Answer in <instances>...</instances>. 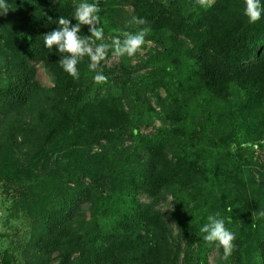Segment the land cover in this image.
Wrapping results in <instances>:
<instances>
[{
    "label": "trees",
    "instance_id": "obj_1",
    "mask_svg": "<svg viewBox=\"0 0 264 264\" xmlns=\"http://www.w3.org/2000/svg\"><path fill=\"white\" fill-rule=\"evenodd\" d=\"M6 2L0 187L32 199L15 203L26 227L1 264H264V14L250 23L244 0H99L103 42L151 31L134 57L110 64V50L98 84L87 56L76 80L43 42L82 0ZM132 16L147 23L126 27ZM217 213L236 235L227 259L200 231Z\"/></svg>",
    "mask_w": 264,
    "mask_h": 264
},
{
    "label": "clouds",
    "instance_id": "obj_2",
    "mask_svg": "<svg viewBox=\"0 0 264 264\" xmlns=\"http://www.w3.org/2000/svg\"><path fill=\"white\" fill-rule=\"evenodd\" d=\"M196 3L203 8H209L212 6L213 0H196ZM244 3V15L248 17L249 22H258L264 14V5L261 4V0H244ZM9 7L6 0H0V15H6L9 12ZM100 12L99 0L92 3L82 0L75 5L73 18L77 21L76 24L72 23V19L60 16L56 21L59 27L43 36L44 45L48 49H52L54 46L58 49L61 54L59 64L73 79L80 78L78 65L87 56L90 60L89 71L96 73L95 82L105 83L107 77L103 74L101 62L107 59L110 50L114 57H134L142 51L143 46L147 43L146 37L151 31L147 27L139 28L134 33L118 30L119 35L113 37L110 44L103 42L104 30L99 27ZM146 23L145 19L132 16L126 27L140 26ZM82 26H88L91 34L81 35ZM259 215L264 217V211H260ZM227 223H231V218H228ZM200 231L205 233L203 239L207 243L217 242L218 246L223 248L225 259L232 255L235 249L236 235L226 227L225 219L219 218V213L209 215L207 223L200 228Z\"/></svg>",
    "mask_w": 264,
    "mask_h": 264
},
{
    "label": "rangeland",
    "instance_id": "obj_3",
    "mask_svg": "<svg viewBox=\"0 0 264 264\" xmlns=\"http://www.w3.org/2000/svg\"><path fill=\"white\" fill-rule=\"evenodd\" d=\"M118 60V57L112 56L109 63H113ZM38 77L44 85H51L50 77L47 74L45 68L42 65L38 66ZM263 149H259L255 153V159H258L260 155L264 159ZM2 185V184H1ZM32 199L24 194L23 188H18L15 184H9L8 189L0 187V264L4 258V251L11 246V240L13 238L15 229L20 227H26V216L23 211L16 207L15 203H19L23 198ZM142 200H146L143 197ZM17 256V255H16ZM218 256L214 253L210 257V262L214 263L213 257Z\"/></svg>",
    "mask_w": 264,
    "mask_h": 264
}]
</instances>
